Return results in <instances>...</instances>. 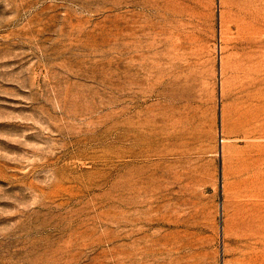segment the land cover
Returning a JSON list of instances; mask_svg holds the SVG:
<instances>
[{"label":"rangeland","instance_id":"1","mask_svg":"<svg viewBox=\"0 0 264 264\" xmlns=\"http://www.w3.org/2000/svg\"><path fill=\"white\" fill-rule=\"evenodd\" d=\"M0 264H264V0H0Z\"/></svg>","mask_w":264,"mask_h":264}]
</instances>
